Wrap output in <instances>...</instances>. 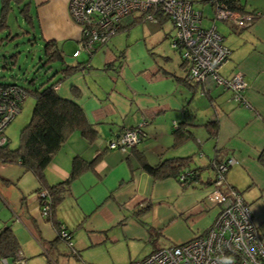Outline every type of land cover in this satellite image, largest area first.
Here are the masks:
<instances>
[{"label":"crops","instance_id":"0c3cea01","mask_svg":"<svg viewBox=\"0 0 264 264\" xmlns=\"http://www.w3.org/2000/svg\"><path fill=\"white\" fill-rule=\"evenodd\" d=\"M68 2L29 0L40 36L55 40L67 62H83L55 88L79 103L97 130L91 142L72 131L45 168L47 185H56L69 176L73 156L96 159L70 182L55 208V220L71 232L76 254L62 241L55 242V226L40 212L43 187L36 176L18 163L15 170L3 171L9 162L1 160V179L13 185L15 194L0 191V229L12 230L26 259L45 249L47 257L67 254L78 264H94L83 259L92 251L107 254V264H129L208 228L218 212L208 196L212 162L233 157L226 182L241 193L264 234V166L258 159L264 149V0H240L245 10L258 14L244 28L221 21L224 30H219L214 24L230 50L220 74L242 72L246 104L231 99V90L222 86L209 85L201 93V86L185 82V71L174 58L153 50L156 32L141 27L144 20L120 28L105 43H95L89 54L72 56L79 47L81 27L72 21ZM129 21L124 17L120 23ZM177 64L183 68L181 59ZM212 119L217 128L210 136L203 123ZM141 122L143 137L132 149L107 148V141L123 128ZM179 123L193 134L172 146V131ZM140 154L150 164L192 155L197 176L186 186L173 177L155 179L141 167ZM50 258L46 264L63 262ZM5 260L0 257V264L13 263L9 257Z\"/></svg>","mask_w":264,"mask_h":264},{"label":"built area","instance_id":"2783aa9c","mask_svg":"<svg viewBox=\"0 0 264 264\" xmlns=\"http://www.w3.org/2000/svg\"><path fill=\"white\" fill-rule=\"evenodd\" d=\"M215 17L237 28L246 27L252 20L249 13H240L224 2H214ZM69 15L81 27L79 47L89 54L95 43H105L119 30L121 20L134 12L143 18L157 22V13L165 15L171 23L174 35L170 46L178 49L186 79L201 85V93L207 86H222L231 90V99L246 104L242 90L246 87L243 74L235 70L230 76L220 74V68L228 60L230 50L223 43L215 25L202 27V12L191 0H69ZM24 97L16 84L0 83V145L7 141L4 133L7 124L20 110ZM141 122L126 127L108 140V149L128 151L143 137ZM233 157L213 161L214 178L209 198L218 206V212L208 228L193 238L155 249L153 252L129 264H264V234L258 231L251 209L241 193L226 182V172L234 164ZM183 174L180 175L182 179ZM50 199L43 189L39 192L40 212L50 214ZM61 236L66 237L64 225L59 224ZM70 244V243H68ZM5 263V258H2ZM12 264H27L19 249Z\"/></svg>","mask_w":264,"mask_h":264},{"label":"trees","instance_id":"16d2710c","mask_svg":"<svg viewBox=\"0 0 264 264\" xmlns=\"http://www.w3.org/2000/svg\"><path fill=\"white\" fill-rule=\"evenodd\" d=\"M199 1L209 2L210 4H213L214 2H224L229 8L233 10H236L240 13L251 14V22L258 16L256 12L245 10L240 0ZM12 3H15L19 7V12L22 14L21 16L23 22L29 26V32L33 33L36 24L30 11L29 0H0V31L6 30L8 28L6 14L11 8ZM156 15L157 22L159 23H163L164 21L168 20L165 15L159 12ZM125 18H130V21L124 26L120 23L119 29L126 28L129 25H133L144 20L143 14H129L125 16ZM9 35L10 33L8 32L6 37H9ZM39 37L43 42L42 56L39 58V61L42 63V65H47L48 68H53L54 70L52 75L47 77L46 81L41 82L33 89H28L16 83L0 82L1 84H16L22 89L24 97L31 94L35 99L31 110L30 119L20 130L19 144L13 148L8 147L7 139L6 143L0 145V160L4 162L18 163L36 176L39 184L43 187L42 189L46 191L50 199V214L45 217L55 226L57 232V238L55 242L57 240L62 241L64 244L69 246V248L72 250V253L75 255L76 251L72 247L71 232L66 226H64L66 237L61 236V231L59 228L60 222H57L54 216L55 208L62 200L64 191L68 189L70 182L81 171L91 167L96 159L85 160L78 155L73 156L71 159L69 176L56 185H47L45 180V168L49 164L53 154L61 147L63 142L72 131H79L81 136L86 141L91 142L95 139L97 130L88 121L81 105L70 98L62 97L57 93L55 88L58 83L63 81L75 71L79 70L83 65V62H67L61 47L55 40H45L41 36ZM32 38L35 39V36ZM183 80L189 83V81L186 79V76L183 77ZM30 83L34 84V80H30ZM196 85L201 86L200 84ZM203 125L210 136L215 134L217 128L216 120H207L203 123ZM192 134V131L183 127L182 123L177 124V126L172 131V146L185 142L192 136ZM258 159L262 166H264V149L261 150ZM138 161L141 167L153 178L163 179L173 177L177 179L182 186L188 185L197 176V168L192 167V155L170 157L162 159L155 164H150L146 162L143 155L140 154V156H138ZM215 161L219 162L221 160H214V162ZM211 166L213 167V164ZM181 174L184 175L182 179L180 178ZM18 250V242L12 230L8 226L2 227L0 229V257H9L12 259V262H14L16 252Z\"/></svg>","mask_w":264,"mask_h":264},{"label":"rangeland","instance_id":"374dc122","mask_svg":"<svg viewBox=\"0 0 264 264\" xmlns=\"http://www.w3.org/2000/svg\"><path fill=\"white\" fill-rule=\"evenodd\" d=\"M191 1L193 6L202 12V27H209L216 23L219 30H224V27L221 26V21L219 19L212 20V18L215 17L214 7L212 4L209 2H201L199 0ZM241 2L244 3V0H241ZM31 13L34 14L33 7L31 8ZM138 14L139 12L133 13V15ZM21 15L22 14L19 12V7L15 3H12L11 8L6 14L8 28L6 30L0 31V82L16 83L28 89H33L41 82L46 81L47 77L52 75L54 69L48 68L47 65H42V63L39 61V58L42 56L43 46V42L39 37V31L35 27L33 33L29 32V26L23 22ZM143 26L149 27L152 32H156L155 42L152 47L153 50L157 52L158 49L160 52L163 51L166 53L165 55L173 57L175 61L174 63L179 69H181V72L182 69L185 70L184 66L182 68L177 64V62L180 61V55H178L179 50L173 49L170 46V39L174 35V30L172 29L170 21L167 20L163 23H159L144 19L143 23L141 24V27ZM8 32L10 35L9 37H6ZM33 36H35V39L32 38ZM32 79L34 80V84L30 83V80ZM34 100L35 99L31 94L26 95L21 103L20 111L5 127L4 133L8 139V147L13 148L19 144L20 130L30 119ZM6 164L8 167L3 171H8L9 167L11 171L15 170V168H18L16 165H14V163L12 164L9 162ZM11 186L13 185L2 180L0 176V191H9V193L13 195L15 194V188ZM0 216H2V214H0ZM63 248L64 251H66L68 247L63 245ZM44 251L46 252L45 249ZM45 252H43L44 254L41 255L26 256L27 264H46V258L50 257L56 258L57 260L62 258L63 262H59L60 264L80 263V261H76L71 257H67V254L58 255L57 253L47 257ZM83 259L94 264H107L109 261L107 254H94L92 251H88L87 256H84Z\"/></svg>","mask_w":264,"mask_h":264}]
</instances>
